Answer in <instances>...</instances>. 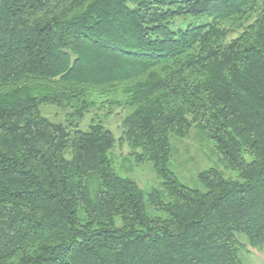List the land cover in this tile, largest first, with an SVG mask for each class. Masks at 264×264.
Wrapping results in <instances>:
<instances>
[{"label": "trees", "instance_id": "1", "mask_svg": "<svg viewBox=\"0 0 264 264\" xmlns=\"http://www.w3.org/2000/svg\"><path fill=\"white\" fill-rule=\"evenodd\" d=\"M188 15L210 21L173 28ZM114 109L161 179L147 194L115 171L112 130L80 128ZM194 129L236 178L180 181L172 137ZM248 247L264 250V0H0V264H243Z\"/></svg>", "mask_w": 264, "mask_h": 264}, {"label": "rangeland", "instance_id": "2", "mask_svg": "<svg viewBox=\"0 0 264 264\" xmlns=\"http://www.w3.org/2000/svg\"><path fill=\"white\" fill-rule=\"evenodd\" d=\"M210 21L206 15H188L177 19L173 24L174 29L186 28L190 25H202ZM237 33L227 38V41L235 37ZM43 114L56 122H64L66 111L54 105L42 107ZM97 117V121L102 122L107 128L112 130L117 142L115 147L109 152L113 161L115 171L124 177H130L147 194L153 188L161 187V179L158 177L152 162L137 164L130 154V148L123 138V111L114 109V112L104 118L101 110H93L80 123V128L86 129L92 117ZM99 117V118H98ZM104 118V119H103ZM173 155L171 157V169L185 185L204 189L199 180V174L208 168H218L227 177H237V172L227 169L215 154L214 144L208 138L201 136L196 129L186 138L172 137ZM147 210L151 215H164L162 212L154 211L147 203ZM245 241L244 235H239ZM243 264H264V250L248 247L242 252Z\"/></svg>", "mask_w": 264, "mask_h": 264}]
</instances>
